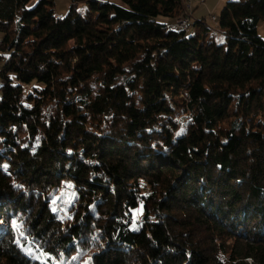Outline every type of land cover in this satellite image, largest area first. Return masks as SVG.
<instances>
[{"label":"trees","instance_id":"16d2710c","mask_svg":"<svg viewBox=\"0 0 264 264\" xmlns=\"http://www.w3.org/2000/svg\"><path fill=\"white\" fill-rule=\"evenodd\" d=\"M31 1L0 0V214L20 226L0 264H47L17 236L90 264H264V0L228 1L221 39L170 28L186 0Z\"/></svg>","mask_w":264,"mask_h":264},{"label":"rangeland","instance_id":"374dc122","mask_svg":"<svg viewBox=\"0 0 264 264\" xmlns=\"http://www.w3.org/2000/svg\"><path fill=\"white\" fill-rule=\"evenodd\" d=\"M37 0H32L31 4L34 3ZM100 1H109V2H115L120 3L121 0H100ZM228 1H235V0H193V10L192 15L190 16V26L188 28V33L191 34L197 29L196 22L202 21L211 29L214 30L217 38L221 39L223 38V34L218 31L217 29V21L213 20L211 18L212 15L219 16L220 12L222 11L223 7L226 5ZM89 7V4L80 1L78 4V8L81 12H85L87 8ZM55 12L57 16H65L70 8V0H55ZM186 11H187V5H186ZM161 22H169L170 20L164 16H158L157 18ZM258 32L261 37L264 38V23L260 22L258 25ZM5 36V33L0 31V43L2 42L3 38ZM1 60H0V68L2 67L5 59L8 56L7 51H0ZM1 85V84H0ZM2 96V91L0 90V97ZM74 193L69 188H61L57 191L56 194L52 196L51 199V206L52 208L59 214V216L69 219L71 217V212L69 211L68 206L72 203V196ZM75 204V203H74ZM19 223L13 219L9 222L6 221V219L2 218L0 214V237L4 236L6 233L9 232V228H12L15 234L18 233L19 230ZM3 232V233H2ZM17 240L22 248V250L31 257L34 258H41L42 260H45L47 264H90L89 263V257L90 254L93 252V247L85 248L78 252L77 255L73 256L72 259L68 258H53L50 259L47 258L46 255L43 254V249H40L39 252L35 251V248L33 247H26L18 238ZM49 259V260H48Z\"/></svg>","mask_w":264,"mask_h":264},{"label":"built area","instance_id":"2783aa9c","mask_svg":"<svg viewBox=\"0 0 264 264\" xmlns=\"http://www.w3.org/2000/svg\"><path fill=\"white\" fill-rule=\"evenodd\" d=\"M187 1V11L184 16H181L175 19L171 24L177 27L178 30H188V24L190 22V16L192 15L193 10V0H186ZM211 18L213 20H217V16L212 15Z\"/></svg>","mask_w":264,"mask_h":264},{"label":"bare ground","instance_id":"6f19581e","mask_svg":"<svg viewBox=\"0 0 264 264\" xmlns=\"http://www.w3.org/2000/svg\"><path fill=\"white\" fill-rule=\"evenodd\" d=\"M189 26H190V22H189V24H188V28H189ZM170 28H171L172 30H178L177 27L174 26L173 24L170 25Z\"/></svg>","mask_w":264,"mask_h":264}]
</instances>
